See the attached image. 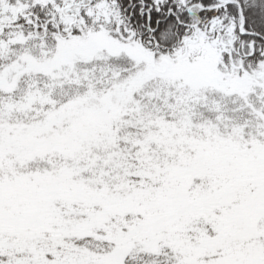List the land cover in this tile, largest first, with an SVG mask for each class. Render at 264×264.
I'll return each mask as SVG.
<instances>
[{"label": "snow or ice", "instance_id": "obj_1", "mask_svg": "<svg viewBox=\"0 0 264 264\" xmlns=\"http://www.w3.org/2000/svg\"><path fill=\"white\" fill-rule=\"evenodd\" d=\"M0 264H264V0H0Z\"/></svg>", "mask_w": 264, "mask_h": 264}]
</instances>
